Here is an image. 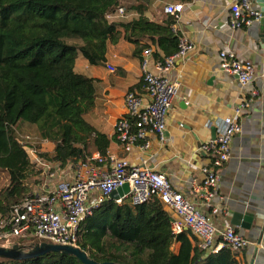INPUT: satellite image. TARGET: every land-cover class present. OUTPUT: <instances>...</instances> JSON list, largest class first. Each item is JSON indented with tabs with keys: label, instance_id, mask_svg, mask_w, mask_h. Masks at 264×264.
Masks as SVG:
<instances>
[{
	"label": "trees",
	"instance_id": "16d2710c",
	"mask_svg": "<svg viewBox=\"0 0 264 264\" xmlns=\"http://www.w3.org/2000/svg\"><path fill=\"white\" fill-rule=\"evenodd\" d=\"M132 1L135 18L117 22L109 18L120 0H0V171L9 178L0 191V217L32 192L37 167L36 175L45 177L36 159L61 168L84 160L90 144L100 155L106 153V137L84 119L94 105L95 85L75 72L79 56L91 66L102 65L109 45L137 44L138 38L154 46L155 61L177 51L174 18L152 22L144 14L150 0ZM20 132L53 144V152L41 153L37 146L31 158ZM77 247L98 263L239 264L226 248L205 257L189 231L174 235L170 216L155 197L140 205L104 199L81 223ZM0 264L82 263L49 253L32 260L0 259Z\"/></svg>",
	"mask_w": 264,
	"mask_h": 264
},
{
	"label": "crops",
	"instance_id": "0c3cea01",
	"mask_svg": "<svg viewBox=\"0 0 264 264\" xmlns=\"http://www.w3.org/2000/svg\"><path fill=\"white\" fill-rule=\"evenodd\" d=\"M236 0H185L184 10L172 24L173 32L185 35L195 46L184 60L176 62L168 73L172 82L177 83V96L166 118V141L163 146L151 139L148 150L134 148L125 154L114 137V124L125 115L124 96L129 91L143 95L141 61L142 51L154 46L146 38H138L137 44L120 40L107 47L105 62L91 66L79 56L74 70L94 81L95 97L92 109L85 114V121L108 142L106 152L126 158L132 166H144L163 173L172 187L191 200L204 214L210 209L202 204L200 193L201 168L210 164L208 154L200 151L203 144L212 140L224 118L243 99L250 97L252 89L257 90L254 98L241 119V130L231 144L228 161L217 169L219 174L218 194L223 198L222 206L228 213L230 224L252 245L235 254L239 264H264V0H250L259 10L260 20L250 27L232 29L230 6ZM174 0H150L145 17L156 23L164 22L168 15L165 7ZM132 0H120L125 11L123 18L114 14L110 20L127 22L135 18L131 12ZM172 17V16H171ZM140 50V46H146ZM229 50L241 61H250L255 70V81L241 88L237 78L222 73L219 69L218 53ZM153 54L149 69L153 68ZM108 67L115 69L114 73ZM41 153H52L54 145L41 141ZM86 156L97 154L90 144L84 151ZM142 161L145 163L143 164ZM58 178L70 180L72 166L58 169ZM165 211L170 212L164 208ZM250 214L248 227L234 225L235 214ZM222 216L213 217L215 226L220 228ZM243 219L239 220V224ZM176 244V251L178 250Z\"/></svg>",
	"mask_w": 264,
	"mask_h": 264
},
{
	"label": "built area",
	"instance_id": "2783aa9c",
	"mask_svg": "<svg viewBox=\"0 0 264 264\" xmlns=\"http://www.w3.org/2000/svg\"><path fill=\"white\" fill-rule=\"evenodd\" d=\"M184 7L185 0H174L165 7V13L176 22ZM229 10L230 26L234 30L250 27L261 18L259 10L251 5L250 0H236ZM115 14L123 18L125 11L118 8ZM194 50V44L185 35L178 34L177 51L162 61L154 60V70L149 69L152 50L147 48L142 51L143 95L127 92L123 99L125 115L114 124V137L126 155L137 147L148 150L152 138L161 146L165 144L166 118L178 91L177 83L172 82L167 74L177 61L184 60ZM218 57L220 71L235 76L241 88L253 84L255 70L250 61L239 60L229 50L220 51ZM108 70L115 72L113 67H108ZM249 92L250 98L243 99L231 116L222 120L215 139L200 148L209 155L210 164L201 168L202 181L196 191L200 193L202 204L210 209V214H204L191 200L176 191L165 174L143 165L132 166L126 158L108 152L86 156L84 160L68 164L72 166V178L60 179L59 182H56L58 172L54 170L57 165L44 164L36 159V163L46 171L51 188L43 184L20 203L12 205L5 217H0V246H9L14 239L34 238L40 242L77 247L81 223L104 199L110 198L114 190L127 185L128 192L116 203L128 200L131 205H140L157 198L170 212L171 232L178 235L189 231L205 257L217 254L223 248L234 254L245 250L252 243L238 234L229 222L228 213L222 206L223 198L218 194L217 169L230 157L232 140L241 130L243 111L258 96L257 90ZM40 142L30 136H22V144L30 148L35 158ZM217 215L222 216L220 228L213 222V217Z\"/></svg>",
	"mask_w": 264,
	"mask_h": 264
},
{
	"label": "water",
	"instance_id": "95a60500",
	"mask_svg": "<svg viewBox=\"0 0 264 264\" xmlns=\"http://www.w3.org/2000/svg\"><path fill=\"white\" fill-rule=\"evenodd\" d=\"M212 132V140L215 139V132ZM128 192V186L124 185L121 188L114 190L110 199L117 201L121 199ZM243 219V223L239 224V220ZM250 222V214L245 213L243 216L241 214H235L233 219V224L241 227H248ZM49 253H58L66 256H73L82 264H115L112 262L98 263L88 257V255L82 251L79 247L73 246H62L51 244L47 242H38L30 244L29 246H24L20 244H13L8 247L0 246V259L2 260H32L38 257L44 256Z\"/></svg>",
	"mask_w": 264,
	"mask_h": 264
},
{
	"label": "rangeland",
	"instance_id": "374dc122",
	"mask_svg": "<svg viewBox=\"0 0 264 264\" xmlns=\"http://www.w3.org/2000/svg\"><path fill=\"white\" fill-rule=\"evenodd\" d=\"M21 133V136H25V135H28V134H26L25 132H20ZM33 139V138H32ZM33 140H35V139H33ZM39 147V146H38ZM29 154H30V156H31V158L33 157V154H31L30 152H29ZM34 155H37V152H36V154H34ZM33 160H34V158H33ZM38 168V167H37ZM35 169L34 171H33V175H32V180L34 181V180H36V182L34 183V185L32 186V192H34L35 190H37V189H39V188H41L42 186H43V184H47V186L49 187V188H51V182L49 181V179H48V177L47 176H45L44 178H42L41 179V177L40 176H38V175H36V172H38V169ZM59 167L58 166H54V170L56 171V172H58L59 170ZM53 171V170H52ZM53 173H55L54 171H53ZM8 181H9V178H8V175H7V173L6 172H4V171H0V191H2V190H4L7 186H8ZM55 181V180H54ZM31 192V193H32ZM30 193V194H31ZM34 239V238H33ZM33 239H28V240H16V239H14V240H11V245H13V244H20V245H24V246H29L32 242H33ZM23 241V242H22ZM40 242V241H39ZM11 245H9V246H11ZM4 247H8V246H4ZM172 251L174 252V253H176V245H174L173 247H172Z\"/></svg>",
	"mask_w": 264,
	"mask_h": 264
}]
</instances>
